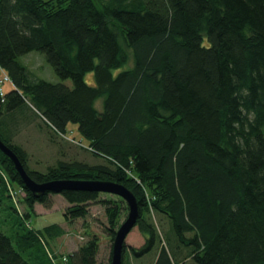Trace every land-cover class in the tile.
<instances>
[{"label":"trees","instance_id":"obj_1","mask_svg":"<svg viewBox=\"0 0 264 264\" xmlns=\"http://www.w3.org/2000/svg\"><path fill=\"white\" fill-rule=\"evenodd\" d=\"M31 51L58 81L29 71ZM0 70V139L31 180L106 181L135 196L144 243L124 244L122 264L154 249L152 264H264V0H0ZM32 115L53 135L76 124L99 161L30 169L13 135ZM11 185L26 210L14 209L23 231H0V264H97L94 234L58 255L60 224L30 225L50 195L67 222L102 203L111 242L128 209L89 189L37 196L0 150V204Z\"/></svg>","mask_w":264,"mask_h":264},{"label":"rangeland","instance_id":"obj_2","mask_svg":"<svg viewBox=\"0 0 264 264\" xmlns=\"http://www.w3.org/2000/svg\"><path fill=\"white\" fill-rule=\"evenodd\" d=\"M21 60L26 64L27 68L34 76L49 81L59 80L41 52L31 51L23 55ZM92 76V72L87 73L85 75V80L90 82ZM8 82L9 80L6 78V75L0 70V89H6L8 87ZM65 83L71 85L69 79L65 80ZM25 112L31 114L29 111ZM14 126H16V130L13 135V140L25 148L27 152V165L30 169L44 171L47 166L54 164L59 159L68 161L79 160L88 163L99 161V159H96L88 152L82 150V144L85 145L86 142L77 132L76 124L71 123L70 127H72V129H69L64 136L58 134L53 135L48 127L46 128L41 123V119L37 117L32 118L27 116L25 122L21 121L18 126L17 123ZM69 144H73V146H69ZM10 190L12 191L13 197L11 199L9 197H3L0 204V231L7 235H11L14 231H23V229L17 225L20 217L16 212L23 213L26 210V206L23 202V198L25 197L24 191L17 185H11ZM50 198L52 200L51 207L45 208V206L41 204H36V210L34 209V211L31 212L29 222L31 226L38 228L48 223L55 222L60 224L63 228L64 233L55 238L50 244L52 247L51 253L54 251L58 255H66L70 251L78 248L89 236L92 237L94 234L98 238L99 243L96 255L97 264L107 263L112 242L104 230L106 225L104 205L102 203L92 202L89 205L85 217L67 222L63 221L61 215L64 207L63 199L58 195H50ZM99 198L119 200V197L115 194L109 193H100ZM127 213L128 209L120 218L119 225L125 220ZM153 219L156 223L158 222L157 217ZM143 243L144 237L141 235L138 227L133 226L126 236L125 245L128 247H140ZM154 255L155 249L148 255H144L140 258H135L129 251H126L124 252L123 264H152Z\"/></svg>","mask_w":264,"mask_h":264},{"label":"water","instance_id":"obj_3","mask_svg":"<svg viewBox=\"0 0 264 264\" xmlns=\"http://www.w3.org/2000/svg\"><path fill=\"white\" fill-rule=\"evenodd\" d=\"M0 150L8 155L14 162L15 168L19 172L26 187L35 195L39 196L45 191L59 193L63 189H89L97 192L111 193L123 198L128 207V213L125 220L119 225L112 241L110 264H122V249L129 231L133 228L138 217L137 201L133 193L125 186L106 182L89 180H53L38 184L31 180L26 171L15 157V155L6 147L0 139Z\"/></svg>","mask_w":264,"mask_h":264},{"label":"crops","instance_id":"obj_4","mask_svg":"<svg viewBox=\"0 0 264 264\" xmlns=\"http://www.w3.org/2000/svg\"><path fill=\"white\" fill-rule=\"evenodd\" d=\"M56 195V194H55ZM58 195V194H57ZM59 196V195H58ZM61 197V196H60ZM63 199V198H62ZM36 205V204H35ZM63 205H64V207L66 206V202L63 200ZM63 207V208H64ZM36 208V206H34V209ZM36 210V209H35Z\"/></svg>","mask_w":264,"mask_h":264},{"label":"built area","instance_id":"obj_5","mask_svg":"<svg viewBox=\"0 0 264 264\" xmlns=\"http://www.w3.org/2000/svg\"><path fill=\"white\" fill-rule=\"evenodd\" d=\"M0 96H3V91H2V89H0ZM1 100H3V98H1Z\"/></svg>","mask_w":264,"mask_h":264}]
</instances>
